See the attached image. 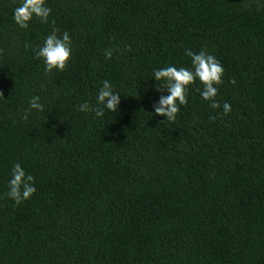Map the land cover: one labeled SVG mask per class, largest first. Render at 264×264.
<instances>
[{
    "label": "trees",
    "instance_id": "trees-1",
    "mask_svg": "<svg viewBox=\"0 0 264 264\" xmlns=\"http://www.w3.org/2000/svg\"><path fill=\"white\" fill-rule=\"evenodd\" d=\"M250 3L46 0L49 22L24 29L21 0H0V264H264V0ZM54 26L72 56L45 74L34 49ZM187 49L223 66L221 109L197 80L164 124L154 72L191 68ZM105 80L119 111H78ZM15 163L37 189L18 206Z\"/></svg>",
    "mask_w": 264,
    "mask_h": 264
},
{
    "label": "clouds",
    "instance_id": "clouds-1",
    "mask_svg": "<svg viewBox=\"0 0 264 264\" xmlns=\"http://www.w3.org/2000/svg\"><path fill=\"white\" fill-rule=\"evenodd\" d=\"M256 3L257 0H251L249 6H254ZM51 12L52 9L46 6V0H21V4L14 9L13 18L19 27L27 29L34 17L47 24ZM52 23L55 25V21ZM25 46L28 47V45ZM127 50L131 51L130 45L127 46ZM113 52V49H105V58L111 59ZM34 54L36 59L43 60L45 74L51 73L54 69L63 72L72 56L71 37L68 32L61 33V30L54 26L44 38L43 45L34 49ZM185 55L190 57L191 68L166 66L154 72V79L157 82L154 86L155 90L159 93H168L167 95L162 94L158 102L153 105L155 115L166 117L164 124L174 122L181 106H187L189 87L197 80L203 85L202 89H197L201 97L210 102L212 109H221V104L216 100V97L219 93L218 85L224 82L223 66L206 49H202L198 53L187 49ZM230 83L235 84V79H232ZM0 96H3L2 92H0ZM120 97L119 93L113 91V85L105 80L97 93V106L93 108L88 103H83L77 107V110L81 112L94 111L97 117H103L105 109L111 112L119 111ZM28 103L29 110L25 111L22 117L26 122L31 110L41 112L44 110L39 96L32 97ZM230 112L231 105L225 102L222 106L223 116H227ZM210 119L215 120L217 116H212ZM34 185L35 177L26 174L24 168L19 163H15L11 179L8 181L9 190L6 195L18 206L23 201L30 199L37 191Z\"/></svg>",
    "mask_w": 264,
    "mask_h": 264
}]
</instances>
